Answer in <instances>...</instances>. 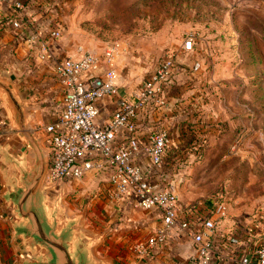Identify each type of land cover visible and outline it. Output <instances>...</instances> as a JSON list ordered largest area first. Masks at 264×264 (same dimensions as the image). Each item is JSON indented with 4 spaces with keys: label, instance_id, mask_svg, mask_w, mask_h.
<instances>
[{
    "label": "rangeland",
    "instance_id": "obj_1",
    "mask_svg": "<svg viewBox=\"0 0 264 264\" xmlns=\"http://www.w3.org/2000/svg\"><path fill=\"white\" fill-rule=\"evenodd\" d=\"M34 9L42 13L37 30L46 26L59 31L56 39L43 30L33 32L51 54L79 44L101 53L116 44L114 64L122 90L128 82L135 90L167 57L175 58L180 68L187 64V82L197 93L193 115L201 125L196 144L201 158L190 160L187 173H182L187 189L181 193L192 201L181 210L202 214V222L220 198L237 209L239 222L253 228L252 238L263 229L264 0H37ZM187 37L192 40L188 51L183 48ZM32 51L28 48L21 61L34 70L40 60ZM194 63L199 68L193 73L188 66ZM235 126L249 139L237 157H207L209 130L223 135ZM99 180L67 185L63 201L69 215L82 210L89 214L83 225L92 231L103 225L96 218L100 208L95 203L106 180Z\"/></svg>",
    "mask_w": 264,
    "mask_h": 264
},
{
    "label": "built area",
    "instance_id": "obj_2",
    "mask_svg": "<svg viewBox=\"0 0 264 264\" xmlns=\"http://www.w3.org/2000/svg\"><path fill=\"white\" fill-rule=\"evenodd\" d=\"M9 4L16 9L11 26L14 29L27 25L24 6L12 0H0V5ZM50 38L59 37L56 29H46ZM33 38H28L31 43ZM191 38L183 42L185 50L191 49ZM35 58L52 63L55 76L61 86L62 101L56 119L49 124L38 123L35 132L43 136V145L48 151L49 165L47 183L64 181L67 185L80 181L93 170L106 174L105 197L122 202L128 209L156 210L160 226L155 232L131 245L138 260L149 261L169 245L174 234H186L195 248L189 257L190 264H264V227L255 237L247 239V250H227L232 258L226 263L219 257V245L223 243L215 232V218L223 217L227 206L214 200L208 215L199 227H193L179 214L175 186L168 183L160 188L152 184L137 164L144 157L154 170H159L163 157L170 147V138L165 130L152 132L146 142L136 134L135 119L142 111L152 112L166 106L163 89L178 71L177 60L163 59L128 97L119 94L117 70L114 64L118 46L111 45L101 53L84 50L79 46L76 58L60 59L48 51L44 40L38 41ZM197 72L199 65L190 66ZM105 97H115V108L109 119L96 122L99 115L97 102ZM122 133L126 136L117 141ZM196 160L201 152L196 149ZM249 236V235H248ZM251 236V231H250ZM234 245L240 241L230 235Z\"/></svg>",
    "mask_w": 264,
    "mask_h": 264
},
{
    "label": "crops",
    "instance_id": "obj_3",
    "mask_svg": "<svg viewBox=\"0 0 264 264\" xmlns=\"http://www.w3.org/2000/svg\"><path fill=\"white\" fill-rule=\"evenodd\" d=\"M12 1L24 6L27 25H22L17 29L12 28L11 21L15 18L16 9L9 4L0 5V80L14 87L20 100L25 104L29 130L34 132L38 123L49 124L56 119L61 107L62 90L55 76L52 63L40 61L34 70H31L25 68L21 61L22 57L27 54L28 48L33 50L34 55L33 46L35 47L38 41L43 40L42 38H34L33 32L39 35L40 31L46 32L48 28L44 26V28L37 30L35 27L39 23L36 22L39 21L37 19H40L42 14L38 11L39 9H34L37 0ZM39 24L42 25L43 23L40 22ZM30 37L33 40L28 43L27 40ZM79 46L83 47L84 50L99 52L86 44L77 45V47ZM74 47L64 46L61 50H53V55L60 59L69 55L76 58L79 53L76 52L77 47L76 49ZM184 66L185 68L178 67L174 79L163 89L166 106L157 111H142L135 119V135L142 142H146L148 136L156 130L162 129L167 132L171 144L163 157V163L157 171L150 166L144 157H139L137 164L156 187L164 188L168 183L175 186L180 216L185 218L193 227H199L201 221L199 222L198 217L202 214L192 216L188 215L185 210H183L185 212L181 210L188 207L192 201L185 200L181 193L187 189V185L182 184V173L186 172L187 163L196 159L197 132L201 127L194 120L193 115L197 102L196 88L192 82H187L189 77L185 71L187 64ZM188 67L190 68V66ZM118 82L121 85L120 78H118ZM123 87L124 90L119 88V94L122 96L128 97L134 90L129 82ZM54 99L58 100L56 104L52 103ZM97 105L99 115L96 122L102 124L109 119L115 108V97H105L98 101ZM218 132L215 128L209 130V136L212 135V137H209V147L205 150L207 157L214 155V153H220L222 160L235 158L249 142L245 130L236 126L231 127L228 134L225 132L223 135H218L221 134ZM13 135L14 131L6 119L5 106L0 104V144L4 145L5 138ZM125 136L126 134L122 133L118 136L117 141H121ZM8 171L10 170L8 169ZM99 179L106 180L105 172L93 170L82 181L94 182ZM105 186L106 184L100 193L104 196L101 195V199L95 203L100 208L96 218L102 222V229L92 231L86 228L93 233L105 232L100 243L93 250L96 258L107 261L109 264H190L189 257L194 253L195 248L191 244L189 236L180 233L174 234L169 245L163 249L164 251L159 252L151 260H138L132 253L131 245L155 232L161 223L160 215L156 210H131L127 208L125 203L109 200L105 197ZM2 188L0 177V194ZM219 199L215 200L220 201ZM226 206L227 212L222 218L215 215L213 218H215V232L223 243L219 245L218 250H221L219 257L228 263L232 254L228 253L227 250H238L236 255L247 250V241L251 239L250 230L253 228L239 222L236 208L231 209L228 204ZM87 215L89 214L84 211L82 223ZM6 220L7 213L0 197V264H19L23 252L18 250L12 241ZM230 235H234L240 240L238 245L229 241L228 236Z\"/></svg>",
    "mask_w": 264,
    "mask_h": 264
},
{
    "label": "water",
    "instance_id": "obj_4",
    "mask_svg": "<svg viewBox=\"0 0 264 264\" xmlns=\"http://www.w3.org/2000/svg\"><path fill=\"white\" fill-rule=\"evenodd\" d=\"M0 104L14 131L0 144V197L12 241L23 252L19 264H109L93 252L105 232L93 233L84 227V210L67 213L63 201L69 188L64 181L47 183L44 138L29 130L25 104L14 87L2 80Z\"/></svg>",
    "mask_w": 264,
    "mask_h": 264
}]
</instances>
